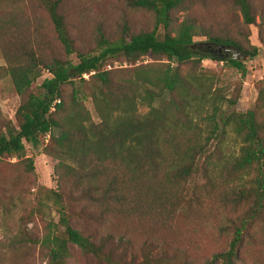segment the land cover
Wrapping results in <instances>:
<instances>
[{
  "label": "trees",
  "instance_id": "obj_1",
  "mask_svg": "<svg viewBox=\"0 0 264 264\" xmlns=\"http://www.w3.org/2000/svg\"><path fill=\"white\" fill-rule=\"evenodd\" d=\"M39 1L63 55L77 52L61 10L63 0ZM123 1L131 9L151 12L153 29L132 32L124 24L119 36L112 37L98 26L97 53L79 51L75 63L56 54L44 33L36 30L28 35L18 28L14 33L5 27V20L0 21V52L7 63L4 70L21 100L15 113L16 127L0 118V159L21 157L24 142L35 145L48 134L49 153L70 161L56 166L58 222L64 229L60 232L49 227L35 241L46 250V264H66L72 247L99 264H134L114 257L116 245L111 231L100 232L110 229L115 219L137 215L140 211L134 204L140 200L146 202L141 211L152 212L157 207L163 210V219L170 220L165 214L174 216L180 210L185 198L182 186L196 172L197 159L209 140L203 144L197 140L192 110L195 104H204L205 81L210 77L194 71L185 74L181 66L196 59L215 58L210 48L214 46H233L250 57L256 56L255 47L247 50L240 42L247 39L246 27L255 24L256 15L264 44V10L257 13L254 0H228L242 18L243 26L236 29L239 39L228 33H213L194 17L175 18L176 13L189 11L206 0ZM160 25L164 29L161 36L157 33ZM199 36H205L206 41H195ZM148 54L155 62L136 65ZM118 55L133 66L104 68L109 58ZM223 60L245 74L241 60ZM42 71L50 77L42 80L41 91L35 93L30 87ZM66 85L71 86L69 92L64 91ZM88 97L97 122L84 105ZM139 104L149 106L148 112L139 114ZM258 108H264V85L254 109L225 115L221 112L218 120L212 114L211 134L220 137L229 126L242 141L239 155L223 168L228 182L247 177L229 194L225 190L215 193L222 197L218 202L222 209L245 206L225 227L231 232L227 249L212 254L220 264H236L251 225L256 221L264 225V118L258 116ZM53 129H59L57 136L51 133ZM21 162L25 170H32L30 159ZM203 173L211 188L212 182L221 177V171L215 168H205ZM5 196L0 195V206L5 204ZM64 199L68 205L62 203ZM199 199L203 203L209 197ZM71 216L91 231L85 233L74 227ZM145 260L149 263L151 258L145 256Z\"/></svg>",
  "mask_w": 264,
  "mask_h": 264
},
{
  "label": "rangeland",
  "instance_id": "obj_2",
  "mask_svg": "<svg viewBox=\"0 0 264 264\" xmlns=\"http://www.w3.org/2000/svg\"><path fill=\"white\" fill-rule=\"evenodd\" d=\"M257 13L264 10V0H254ZM61 10L65 13L68 31L74 39L77 52L97 53L95 45L96 28L101 26L112 37H118L122 25L126 24L132 32L150 31L154 27V16L151 12L131 9L123 0H63ZM179 21L184 17H194L202 22L213 33H228L238 38L236 29L242 25V18L228 0H206L193 5L189 11L176 13ZM5 20V27L16 32L18 28L25 34L42 32L56 54L75 63L77 52L64 56L55 40L52 26L39 0H0V21ZM259 15L255 24L246 27L247 39H241L244 49L255 47L257 54L242 60L245 64V74L229 65L217 52V47H210L215 58H204L188 61L181 66L186 74L194 71L210 77L205 81L207 95L202 105L192 110L193 126L196 138L205 143V150L197 159L196 172L182 186L185 196L180 204V210L171 218L163 219L162 209L154 207L153 211H141L146 206L144 200L134 204L140 212L123 220H114L111 228L100 234L111 231L113 243L116 245L114 257L121 256L125 263L134 264H220L214 261V252L225 251L228 247L231 232L225 227L244 209L243 206L234 210L222 209L218 204L222 197L215 193L225 190L229 194L231 188L245 183L243 180L228 182L223 168L228 166L240 153L241 137L237 136L231 127L227 126L220 137L210 131L213 126L212 114L218 120L221 112L225 115L232 111L245 113L254 109L257 104L260 88L264 85V44L259 38ZM37 27V28H36ZM164 32L162 25L157 33ZM195 41H206L205 36L194 38ZM206 47V45H200ZM148 54L141 57L140 63L155 62ZM165 62L166 60H162ZM7 66L0 52V118L16 125L15 113L20 104V96L16 93L11 80L4 68ZM133 65L121 55L107 60L104 68L123 69ZM50 77L47 71L31 84V91H41L40 84L44 78ZM85 79L88 75H83ZM70 85L64 87L69 92ZM231 103L230 101H233ZM93 121L98 118L94 112L90 98L84 101ZM160 105L159 102L154 103ZM216 109V111H215ZM149 110L146 104L138 105V113L145 114ZM260 118H264V108L256 109ZM57 136L59 129H53ZM49 135L38 139L37 144L24 142V152L21 157L10 156L0 159V195L5 196V204L0 206V264H46V250L36 243L45 231L51 227L63 231L59 224L60 205L55 193L59 190L56 166L69 160L58 159L49 153L47 143ZM32 161V170H25L22 159ZM214 164L219 166L214 167ZM201 165H205L202 167ZM208 166V167H206ZM215 168L221 171V177L210 183L203 169ZM59 170V167H58ZM207 195V202H200L199 196ZM8 197V198H7ZM197 197V200H196ZM63 204H69L64 199ZM230 207V206H228ZM70 223L83 232H90L89 226L83 224L74 216ZM145 256L151 258L146 262ZM66 264H99L92 256L82 254L75 247L71 248V256ZM236 264H264V225L256 221L249 229V236L244 239L240 250V258Z\"/></svg>",
  "mask_w": 264,
  "mask_h": 264
},
{
  "label": "water",
  "instance_id": "obj_3",
  "mask_svg": "<svg viewBox=\"0 0 264 264\" xmlns=\"http://www.w3.org/2000/svg\"><path fill=\"white\" fill-rule=\"evenodd\" d=\"M217 52H222L220 55L225 58H232L235 60H244L247 55L241 52L239 49L233 46H218L216 48Z\"/></svg>",
  "mask_w": 264,
  "mask_h": 264
}]
</instances>
